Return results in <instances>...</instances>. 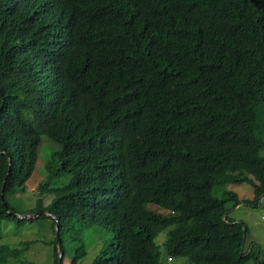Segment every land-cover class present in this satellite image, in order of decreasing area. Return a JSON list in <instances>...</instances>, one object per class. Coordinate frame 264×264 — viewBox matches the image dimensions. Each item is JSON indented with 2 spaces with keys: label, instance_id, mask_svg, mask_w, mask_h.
I'll list each match as a JSON object with an SVG mask.
<instances>
[{
  "label": "trees",
  "instance_id": "obj_1",
  "mask_svg": "<svg viewBox=\"0 0 264 264\" xmlns=\"http://www.w3.org/2000/svg\"><path fill=\"white\" fill-rule=\"evenodd\" d=\"M41 135L59 149L39 193L69 178L24 211ZM263 138L264 0H0V219L47 209L60 249L71 217L111 228L90 264H160L164 228L168 257L243 264L228 205L264 194ZM241 183L250 199L223 188ZM32 243L0 244V263Z\"/></svg>",
  "mask_w": 264,
  "mask_h": 264
},
{
  "label": "rangeland",
  "instance_id": "obj_2",
  "mask_svg": "<svg viewBox=\"0 0 264 264\" xmlns=\"http://www.w3.org/2000/svg\"><path fill=\"white\" fill-rule=\"evenodd\" d=\"M58 149L57 143L46 135H41L35 168L23 186V190L15 194L14 201L21 210L25 211L27 208L35 207L38 198L45 206L51 201L55 193L62 192L67 185L69 175L58 174L49 178L47 189L42 194L39 193L40 182L46 178L47 174L45 165L47 162H51ZM259 154L264 157V146ZM51 168L56 169L55 163L51 165ZM223 188L233 190L244 198L250 199L252 195V188L247 183L227 184ZM214 194L217 192L215 191ZM17 195H19L18 198ZM148 207L153 208L154 205L148 204ZM228 214L234 220L244 222L247 228L244 248L249 253L252 247V254L243 264H254L257 261L255 257L258 259L264 257V194L260 195L256 205H246L245 203L235 207L228 205ZM37 215L26 218L22 222L9 217L0 219V244L13 248L21 241H33L20 259L11 258L9 262L6 261L4 264L52 263V247L49 244L55 237L52 218L47 214ZM71 219L72 226L61 236L62 256L60 264H72V260H74L73 264H90L100 250L110 245L113 231L108 227L84 226L78 218L71 217ZM168 230L169 228L160 230L155 237V243L160 251V264H184L187 261L185 256L168 257L165 255L164 241ZM80 244L83 246V254H80Z\"/></svg>",
  "mask_w": 264,
  "mask_h": 264
},
{
  "label": "water",
  "instance_id": "obj_3",
  "mask_svg": "<svg viewBox=\"0 0 264 264\" xmlns=\"http://www.w3.org/2000/svg\"><path fill=\"white\" fill-rule=\"evenodd\" d=\"M2 186L4 185H1V188H0V197L2 195ZM2 203H4L5 206L6 203L4 201H2ZM7 211L19 218H26V217H33L39 213H44V214H47L48 216H50L51 218H53L54 220V233H55V238H56V252H57V262L58 264H60V258H61V255H62V251L60 249V245H59V241H58V220H57V217H55L54 214H52L49 210L47 209H38L36 210L35 212H32V213H26V214H23L21 212H18V211H13L12 209L10 208H7ZM243 229L245 230V227H243ZM243 246V244H242Z\"/></svg>",
  "mask_w": 264,
  "mask_h": 264
},
{
  "label": "clouds",
  "instance_id": "obj_4",
  "mask_svg": "<svg viewBox=\"0 0 264 264\" xmlns=\"http://www.w3.org/2000/svg\"><path fill=\"white\" fill-rule=\"evenodd\" d=\"M44 209V208H43ZM39 215V214H38Z\"/></svg>",
  "mask_w": 264,
  "mask_h": 264
}]
</instances>
